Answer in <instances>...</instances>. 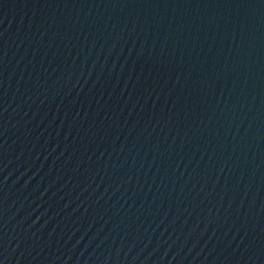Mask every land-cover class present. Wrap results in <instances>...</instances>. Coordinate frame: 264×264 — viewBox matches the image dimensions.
<instances>
[{
  "label": "water",
  "instance_id": "obj_1",
  "mask_svg": "<svg viewBox=\"0 0 264 264\" xmlns=\"http://www.w3.org/2000/svg\"><path fill=\"white\" fill-rule=\"evenodd\" d=\"M0 264H264V0H0Z\"/></svg>",
  "mask_w": 264,
  "mask_h": 264
}]
</instances>
